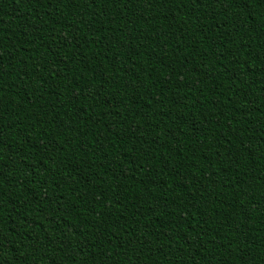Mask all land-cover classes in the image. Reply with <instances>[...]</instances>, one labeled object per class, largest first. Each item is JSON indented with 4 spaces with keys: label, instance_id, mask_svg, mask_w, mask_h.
Segmentation results:
<instances>
[{
    "label": "trees",
    "instance_id": "trees-1",
    "mask_svg": "<svg viewBox=\"0 0 264 264\" xmlns=\"http://www.w3.org/2000/svg\"><path fill=\"white\" fill-rule=\"evenodd\" d=\"M0 264H264V0H0Z\"/></svg>",
    "mask_w": 264,
    "mask_h": 264
}]
</instances>
